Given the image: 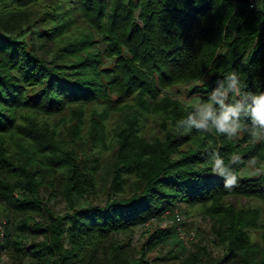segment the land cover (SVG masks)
<instances>
[{
	"label": "trees",
	"instance_id": "obj_1",
	"mask_svg": "<svg viewBox=\"0 0 264 264\" xmlns=\"http://www.w3.org/2000/svg\"><path fill=\"white\" fill-rule=\"evenodd\" d=\"M31 26L36 42L20 36ZM232 72L242 93H264V2L0 0V259L149 264L173 224L149 230L138 256L114 234L180 203L210 220L221 252L212 255L196 233L178 264H264V173L240 174L253 158L264 161L251 117L241 114L236 139L185 134L177 121L196 109L164 92L188 85L206 102ZM214 152L225 163L240 155L237 187L212 173ZM103 192L102 203L74 206ZM56 193L63 212L47 206Z\"/></svg>",
	"mask_w": 264,
	"mask_h": 264
},
{
	"label": "clouds",
	"instance_id": "obj_2",
	"mask_svg": "<svg viewBox=\"0 0 264 264\" xmlns=\"http://www.w3.org/2000/svg\"><path fill=\"white\" fill-rule=\"evenodd\" d=\"M228 93L232 94L233 103L226 104L229 98ZM240 96L241 100H251L250 104H244L241 100H236ZM214 105H219L217 110ZM189 106L196 109L195 115L189 114L186 119L177 121L176 128H183L185 134L190 133L193 129L199 133L220 134L228 139L239 137L243 125L241 124V114L251 117V128L249 134L254 142L264 141V93L251 94L242 93L241 81L236 72L227 76V84L221 82V89L215 90L208 97L206 102L196 101L189 102ZM243 161L238 153L230 155L229 160L225 163L219 153L214 152L210 160L211 171L219 173L226 177L224 187L228 190L238 186L240 177L232 168L234 164H241ZM255 159L249 161L254 166ZM264 173V167L256 168L252 175Z\"/></svg>",
	"mask_w": 264,
	"mask_h": 264
},
{
	"label": "rangeland",
	"instance_id": "obj_3",
	"mask_svg": "<svg viewBox=\"0 0 264 264\" xmlns=\"http://www.w3.org/2000/svg\"><path fill=\"white\" fill-rule=\"evenodd\" d=\"M36 34L37 29L34 26H31L29 30L26 29L22 34H20V36L28 39L29 42H36ZM187 88L188 85H185L180 87V91H178L176 88H168L164 92L172 95L175 98L180 99L184 104L189 105V102L195 103L196 101H200L198 95L187 94L186 91H184ZM214 107L217 109L218 105H214ZM112 117L114 118L115 116ZM262 167H264V161L260 163H255L254 166L250 165L249 162H247L246 165L240 169V174L244 176H255L252 175V172L256 168ZM43 194L45 193L43 192ZM104 199L105 193H98L95 196L77 198L74 201V206L77 207L86 204L90 201L94 203H102ZM227 201L238 206H244L249 204L254 205L259 209L261 208V204L258 201L245 197L230 196L227 198ZM46 203L47 206L52 208L53 211L56 213L63 212L67 209L66 200L59 193H56L55 196L49 198ZM175 208L183 215V224L185 226V229H194L196 231V241L200 244H205L207 250H209L212 255L219 254L221 252V249L212 241L213 234L210 220L200 212H194L190 215L183 213L182 209L184 208V204H176L174 209ZM171 218L172 217L170 213L160 215L159 217L152 219V221L148 224L132 227L131 231L116 233L114 234V238L120 241L122 240L124 242H129L131 252L138 256L139 246L144 237L146 236V233L155 226H171ZM192 243L189 250L194 248ZM185 251V247L183 246L181 241H179V239L176 237V234L173 233L168 240H166L162 245L158 246L155 250L148 252L145 257L148 260L149 264H178L179 259L182 257ZM187 252L188 250L186 251V254ZM154 258L156 259L154 260ZM0 264H13V262L8 255L3 254L0 259Z\"/></svg>",
	"mask_w": 264,
	"mask_h": 264
},
{
	"label": "built area",
	"instance_id": "obj_4",
	"mask_svg": "<svg viewBox=\"0 0 264 264\" xmlns=\"http://www.w3.org/2000/svg\"><path fill=\"white\" fill-rule=\"evenodd\" d=\"M259 2H264V0H247L249 7H254ZM168 213L171 214L172 218H171L170 223L175 226L176 237L181 241L186 251L189 250L192 241L195 239L196 231L194 229H185V226L183 224V215L176 208L173 210H169V209L164 210L161 215L168 214ZM152 219H155V218L149 219L145 224H148L149 222H151ZM1 221L2 220L0 219V237L2 236Z\"/></svg>",
	"mask_w": 264,
	"mask_h": 264
}]
</instances>
